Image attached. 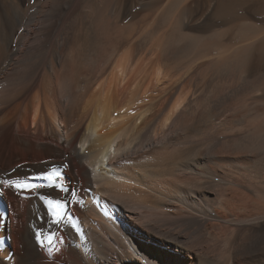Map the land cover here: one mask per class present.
<instances>
[{
	"label": "bare ground",
	"instance_id": "1",
	"mask_svg": "<svg viewBox=\"0 0 264 264\" xmlns=\"http://www.w3.org/2000/svg\"><path fill=\"white\" fill-rule=\"evenodd\" d=\"M0 182L4 264H264V0H0Z\"/></svg>",
	"mask_w": 264,
	"mask_h": 264
},
{
	"label": "snow or ice",
	"instance_id": "2",
	"mask_svg": "<svg viewBox=\"0 0 264 264\" xmlns=\"http://www.w3.org/2000/svg\"><path fill=\"white\" fill-rule=\"evenodd\" d=\"M45 179H47L48 181H52L53 183L55 182V180L57 179L56 177L50 175V174H45ZM3 186V183L0 182V187ZM15 188H17L18 190H27L29 192L34 190V187L28 184H16L14 186ZM61 190H63V186H61ZM48 203L51 205V209H52V213L53 215L50 217V223H54L56 225H60L61 223H63V221L65 219L71 221L73 219V217L67 213L66 211V202L62 201L60 199H49ZM36 239L39 240L40 244L43 246L45 241L42 238L40 233H37L36 235ZM52 243V239L48 238V244ZM0 264H4L3 260H0Z\"/></svg>",
	"mask_w": 264,
	"mask_h": 264
},
{
	"label": "rangeland",
	"instance_id": "3",
	"mask_svg": "<svg viewBox=\"0 0 264 264\" xmlns=\"http://www.w3.org/2000/svg\"><path fill=\"white\" fill-rule=\"evenodd\" d=\"M70 206V205H69Z\"/></svg>",
	"mask_w": 264,
	"mask_h": 264
}]
</instances>
